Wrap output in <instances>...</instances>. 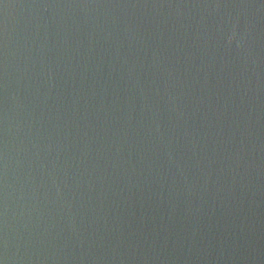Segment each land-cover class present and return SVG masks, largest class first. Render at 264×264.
Wrapping results in <instances>:
<instances>
[{
	"label": "water",
	"instance_id": "1",
	"mask_svg": "<svg viewBox=\"0 0 264 264\" xmlns=\"http://www.w3.org/2000/svg\"><path fill=\"white\" fill-rule=\"evenodd\" d=\"M0 264H264V0H0Z\"/></svg>",
	"mask_w": 264,
	"mask_h": 264
}]
</instances>
